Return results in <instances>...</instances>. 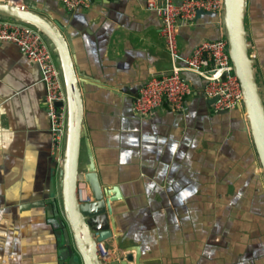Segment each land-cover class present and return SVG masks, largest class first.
Wrapping results in <instances>:
<instances>
[{"label":"crops","instance_id":"obj_1","mask_svg":"<svg viewBox=\"0 0 264 264\" xmlns=\"http://www.w3.org/2000/svg\"><path fill=\"white\" fill-rule=\"evenodd\" d=\"M147 1L98 0L74 13L71 30L86 78L80 184L92 194L85 174L93 163L110 193L115 238L104 247L120 261L122 248L138 246L141 264H264V173L241 111L215 114L200 95L182 114L164 109L143 120L133 110L140 87L172 68L161 19ZM247 3L264 95V0ZM223 36L222 16L203 13L179 31L181 54ZM45 97L39 67L16 45L0 43V264L70 259L47 205L32 207L60 199L63 156L53 154Z\"/></svg>","mask_w":264,"mask_h":264},{"label":"water","instance_id":"obj_2","mask_svg":"<svg viewBox=\"0 0 264 264\" xmlns=\"http://www.w3.org/2000/svg\"><path fill=\"white\" fill-rule=\"evenodd\" d=\"M10 1L13 0H0V19L19 21L41 32L55 54L67 95V129L59 176L60 199L58 201L54 195L53 199L35 203L32 207L47 205L49 217L57 219L66 236V249L70 257L68 264H104L100 259L99 246L115 236L109 218L110 193L102 188L93 163L85 174V181L91 189L94 202L81 204L77 197L83 175L80 170V152L84 136L82 89L86 85V78L76 67L72 49L74 14L72 16L64 7L63 13L55 11V7L63 3V0H23V8L8 3ZM247 4V0H225L222 24L234 72L244 93V109L240 111L247 121L264 173V95L259 83L257 63L250 55L246 29ZM183 77L196 90H201L206 84V81L190 72H184ZM208 103L212 106L214 101ZM117 240L118 248H121L120 237ZM122 251L120 261L113 264H141L140 247L129 246L122 248Z\"/></svg>","mask_w":264,"mask_h":264},{"label":"built area","instance_id":"obj_3","mask_svg":"<svg viewBox=\"0 0 264 264\" xmlns=\"http://www.w3.org/2000/svg\"><path fill=\"white\" fill-rule=\"evenodd\" d=\"M96 1L63 0V7L74 14L92 8ZM8 3L25 7L23 0ZM224 6L225 0H182L178 3L175 0L147 1V10L161 19V40L172 68L168 73L152 75L140 87L133 101V110L140 119L153 118L164 109L182 114L187 109V100L199 95L207 101H214L212 110L215 114L244 109L242 85L234 72L225 35L219 40L201 43L187 58L182 56L178 42L181 28L194 27L203 13L222 16ZM0 43L16 45L21 54L40 69L46 88L45 110L51 123L53 154L57 158L67 129V95L55 54L41 32L12 19H0ZM184 72L196 74L206 84L201 90H196L190 82L184 80ZM77 197L81 204L94 202L93 195H87L81 184ZM99 252L104 264L117 261L114 258L115 251L106 249L103 244H100Z\"/></svg>","mask_w":264,"mask_h":264},{"label":"rangeland","instance_id":"obj_4","mask_svg":"<svg viewBox=\"0 0 264 264\" xmlns=\"http://www.w3.org/2000/svg\"><path fill=\"white\" fill-rule=\"evenodd\" d=\"M64 144H65V142L63 141L62 144H61V153H62V156H63V152H64Z\"/></svg>","mask_w":264,"mask_h":264},{"label":"bare ground","instance_id":"obj_5","mask_svg":"<svg viewBox=\"0 0 264 264\" xmlns=\"http://www.w3.org/2000/svg\"><path fill=\"white\" fill-rule=\"evenodd\" d=\"M89 194V193H88ZM116 247V246H115Z\"/></svg>","mask_w":264,"mask_h":264}]
</instances>
